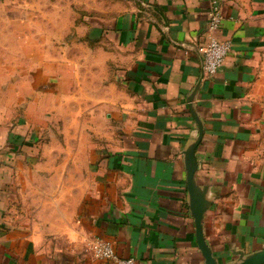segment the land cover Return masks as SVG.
Masks as SVG:
<instances>
[{"label": "crops", "instance_id": "1", "mask_svg": "<svg viewBox=\"0 0 264 264\" xmlns=\"http://www.w3.org/2000/svg\"><path fill=\"white\" fill-rule=\"evenodd\" d=\"M69 6L71 37L54 55L20 36L23 73L0 86V264H113L93 255L96 240L135 264H204L184 157L198 135L193 111L204 128L196 179L212 201L208 245L220 264L263 250L264 0ZM213 11L223 16L216 32ZM212 36L232 50L201 80ZM53 111L62 153H32Z\"/></svg>", "mask_w": 264, "mask_h": 264}, {"label": "rangeland", "instance_id": "2", "mask_svg": "<svg viewBox=\"0 0 264 264\" xmlns=\"http://www.w3.org/2000/svg\"><path fill=\"white\" fill-rule=\"evenodd\" d=\"M70 4L71 0H0V86L5 84L7 87L11 79L18 81L17 75L23 73V48L20 51L21 46L16 45L17 40L20 42V36L24 38L27 33L34 42L47 43L50 53L54 55L59 48L58 39L71 37V30H67V26L76 21L77 14ZM68 116H73L72 111L68 112ZM80 116L83 148L87 149L89 139L93 136L89 112L82 109ZM57 117V111L50 113L53 124L49 123L48 131L43 135L47 142L42 151L38 145L32 153H62L59 136L62 129L56 125ZM34 120L40 123V115ZM72 129L73 126L68 127L69 131ZM69 149L72 151V146Z\"/></svg>", "mask_w": 264, "mask_h": 264}, {"label": "water", "instance_id": "3", "mask_svg": "<svg viewBox=\"0 0 264 264\" xmlns=\"http://www.w3.org/2000/svg\"><path fill=\"white\" fill-rule=\"evenodd\" d=\"M204 78V71L201 80ZM193 99L190 100V102ZM192 109V105H191ZM193 111V110H192ZM193 116L198 125V135L188 145L184 152L185 165L187 171V192L189 199V208L191 216L195 221L196 238L198 248L200 249L204 259V264H220L214 256L212 248L208 245L205 232L204 221L206 212L212 205V201L208 197V189L198 184L196 174L199 169V163L196 156L197 148L202 142L204 136V128L201 120L193 111ZM233 264H264V249L249 255L239 254V259Z\"/></svg>", "mask_w": 264, "mask_h": 264}, {"label": "built area", "instance_id": "4", "mask_svg": "<svg viewBox=\"0 0 264 264\" xmlns=\"http://www.w3.org/2000/svg\"><path fill=\"white\" fill-rule=\"evenodd\" d=\"M223 16L219 11H213L210 14L209 29L216 32L222 23ZM232 50V44L227 41H220L215 36L200 47V54L203 59L204 77L211 78L215 76L224 65L226 58ZM90 250L98 259L108 260L113 264H135L133 258H120L111 243L102 240H96L92 243Z\"/></svg>", "mask_w": 264, "mask_h": 264}]
</instances>
